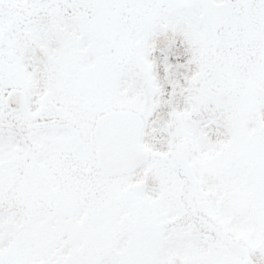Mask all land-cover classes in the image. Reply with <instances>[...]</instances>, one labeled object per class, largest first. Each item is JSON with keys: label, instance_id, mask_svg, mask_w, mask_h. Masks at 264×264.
<instances>
[{"label": "snow or ice", "instance_id": "1", "mask_svg": "<svg viewBox=\"0 0 264 264\" xmlns=\"http://www.w3.org/2000/svg\"><path fill=\"white\" fill-rule=\"evenodd\" d=\"M0 264H264V0H0Z\"/></svg>", "mask_w": 264, "mask_h": 264}]
</instances>
